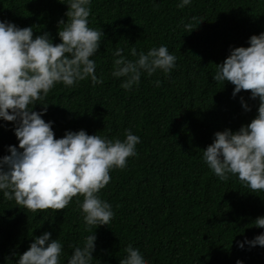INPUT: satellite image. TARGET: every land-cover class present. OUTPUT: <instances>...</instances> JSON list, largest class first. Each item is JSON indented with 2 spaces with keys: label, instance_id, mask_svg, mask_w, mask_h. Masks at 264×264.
<instances>
[{
  "label": "trees",
  "instance_id": "obj_1",
  "mask_svg": "<svg viewBox=\"0 0 264 264\" xmlns=\"http://www.w3.org/2000/svg\"><path fill=\"white\" fill-rule=\"evenodd\" d=\"M68 2L0 0V21L32 27L34 38L47 32L59 44ZM181 2L90 0L88 26L104 33L91 57L103 83L93 85L91 78L72 87L57 83L37 103L48 105L42 119L52 122L57 139L84 130L123 142L131 130L140 137L137 155L125 169L111 170L109 184L97 194L114 212L107 226H86L82 196L59 212H31L0 190V264H18L45 232L63 246L60 264L91 234L97 237L92 264H120L129 244L147 264H264V248L244 243L264 234L254 224L264 217V191H251L231 174L221 181L202 152L216 132H236L258 115V98L243 90L233 97L234 86L213 76L232 49L249 47L251 36L264 33V0H191L179 8ZM190 22L192 32L184 28ZM162 45L177 56L171 72L142 73L131 90L121 87L125 78L111 75L118 48L135 60L132 47L146 54ZM241 98L251 111L244 110ZM33 110L42 111V105ZM14 129L0 119V158L19 145Z\"/></svg>",
  "mask_w": 264,
  "mask_h": 264
},
{
  "label": "clouds",
  "instance_id": "obj_2",
  "mask_svg": "<svg viewBox=\"0 0 264 264\" xmlns=\"http://www.w3.org/2000/svg\"><path fill=\"white\" fill-rule=\"evenodd\" d=\"M190 3L182 0L177 6L184 8ZM67 5V22L59 21L61 43L55 45L47 32L34 38L32 27L0 21V119L15 125L19 141L18 147L9 146L10 154L0 158V190L5 199L31 212H59L74 197L82 196L85 224L98 228L107 226L114 212L97 194L109 184L111 170L125 169L128 158L137 155L140 137L127 130L122 142L80 130L68 131L57 139L52 122L42 119L48 105L37 102L44 101L57 83L72 87L87 78L93 85L103 83V78L95 75L96 63L91 57L97 54L104 33L88 26L90 0H69ZM192 20L198 22L199 18ZM194 27L192 22L184 25L189 32ZM249 45L232 49L223 63L216 65L213 80L231 83L233 97L243 90L251 93V99L258 98V115L236 132H216L213 143L202 152L204 162L221 181H227L231 174L256 192L264 191V33L251 36ZM122 53L123 49L115 51L119 58L114 60L111 75L125 78L121 84L125 90L138 86L142 73H169L176 67L177 56L163 45L146 54L132 47L130 54L137 57L135 60ZM159 83L156 81L157 86ZM36 104L42 105V111L33 110ZM241 104L246 112L251 111L243 98ZM254 224L264 229V217H258ZM96 240L94 234L87 236L82 247H74L67 264H92ZM244 243L264 248V234ZM244 243L238 247L243 249ZM62 247L45 232L34 239L18 264H60ZM125 251L127 256L120 264H147L131 244Z\"/></svg>",
  "mask_w": 264,
  "mask_h": 264
}]
</instances>
